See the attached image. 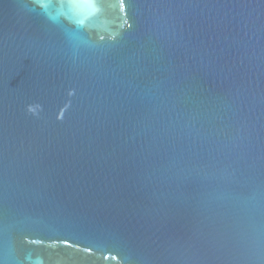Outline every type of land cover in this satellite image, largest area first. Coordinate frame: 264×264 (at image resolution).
<instances>
[{"label": "water", "instance_id": "obj_1", "mask_svg": "<svg viewBox=\"0 0 264 264\" xmlns=\"http://www.w3.org/2000/svg\"><path fill=\"white\" fill-rule=\"evenodd\" d=\"M0 264H264V0H0Z\"/></svg>", "mask_w": 264, "mask_h": 264}]
</instances>
